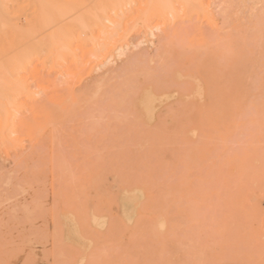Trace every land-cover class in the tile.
Masks as SVG:
<instances>
[{"label":"rangeland","instance_id":"374dc122","mask_svg":"<svg viewBox=\"0 0 264 264\" xmlns=\"http://www.w3.org/2000/svg\"><path fill=\"white\" fill-rule=\"evenodd\" d=\"M193 1L30 62L0 109V264H264V2Z\"/></svg>","mask_w":264,"mask_h":264},{"label":"bare ground","instance_id":"6f19581e","mask_svg":"<svg viewBox=\"0 0 264 264\" xmlns=\"http://www.w3.org/2000/svg\"><path fill=\"white\" fill-rule=\"evenodd\" d=\"M136 1L138 2V0H0V65H1L0 73L2 74V77H3L2 78V80H3L2 86H1L2 96L0 99L1 100L0 109H2L3 113H5L4 111L7 110L6 109V101L9 98L8 96H10L13 92L15 93L16 90H19V88L22 87L21 85L19 87L20 82H22V84L24 82L23 87H25V78L26 77L22 76V74L27 69L28 65L30 64V62L32 60H34V59L35 60H37V59L42 60L43 59L47 63L46 60H49L50 62L57 60L59 53L61 54V53H67L68 52V53H71V55H73V50L76 49V48L72 49V45L74 43V40L75 39L77 40L78 38H80V35H84V33L86 31H91L92 34L94 31H96V33H98L95 36L93 35V38H94L93 43L92 44L90 43V45H92L91 46L92 49L96 50V51L95 50L92 51L93 54H94V52L96 53V54H94L96 56L93 55V57H95V60L98 59L99 57L97 58V56L99 55V53H97L98 52L97 49L98 48L104 49L106 47L104 45L102 46L101 42L102 41L105 42L104 44H106V41H108L107 43H111L112 39L115 37V36H113V34H114L113 32H116V33L119 32V30H117L118 32L113 31V30H116L114 27L118 23L116 20L119 18L121 21H123L122 17L127 19V17L130 15L129 14L130 11L132 13V11L134 10L133 9L134 7H132L133 5L131 6L132 9L128 12L129 15L126 14V11H128L127 9L129 6L127 7L126 11L124 10L125 11L124 14L127 15V16L125 15V17L120 15L121 11L127 5H131L132 3H135ZM191 1H193V0H144V4L142 6H143L144 11L146 12V13L144 12V14H146V15L148 14L149 16L157 15L159 17H163V16H166L167 13H175L176 9L174 8V6L172 7V5H175V4L181 5L182 8L185 9L187 12H192L193 8H195V7L191 3ZM196 1H195V3H196ZM257 1H259V0H257ZM263 2H264V0H263ZM139 3H138V5L140 7L141 5ZM234 3H236V2H234ZM234 3H233V6H235ZM252 3H254V1ZM138 5L137 6L135 5V6L138 7ZM263 5H264V3H263ZM136 7H135V10H136ZM197 8H198V6H197ZM199 8L202 9L201 7H199ZM260 8H263V7H260ZM19 12L25 13V16H26V18H25L26 20L24 22L25 25L23 27H19L18 24L15 22L16 14ZM134 12H136V11H134ZM202 12H204V10ZM240 14H242V13H240ZM135 15H136V13L134 14V16ZM186 15H187V13H186ZM131 16H133V15L131 14ZM131 16H130L129 20L128 19L126 21L124 20V22L131 21L132 20ZM145 17L146 16L144 15V19H145ZM187 17H188V15H187ZM204 17H205V14H204ZM206 18H207V14H206ZM120 20H118V21L121 22ZM124 22L123 23L121 22L122 24L120 23V26L123 24L125 25ZM155 23H157V22H155ZM120 26H118V27H120ZM120 30H122V29H120ZM122 31H120V32H122ZM118 34H116L117 37H118ZM117 37H115V38H117ZM119 37H120V35H119ZM109 39L111 41H109ZM75 43H76V41H75ZM78 44L76 43L75 46H77ZM107 46H109V44ZM102 47H104V48H102ZM81 48H85V47H81ZM87 48H89V45ZM85 49H84V51H85ZM106 49H107V47H106ZM87 51H88V49H86V52ZM101 51H102V53H104L103 52L104 50H101ZM101 51L99 50L100 53H101ZM106 52H108V51L105 50V53ZM88 54L86 56H88ZM90 56H92V55L89 54L88 58ZM93 57L92 58L90 57L89 60H91V59L94 60ZM80 61L82 62V60H80ZM79 64L81 65V63H79ZM83 64H86V62L82 63V67L84 66ZM32 66H33V64H32ZM48 66H50V65H48ZM48 66H47V68L49 69ZM86 66L88 67V62H87ZM68 67H70V66H68ZM71 67H73V66H71ZM82 67L80 66L79 68H82ZM73 69L75 70V67ZM88 69H90V66ZM88 69H87V71H88ZM68 70L70 71V68ZM31 71H32V69H30V72ZM82 71L77 72V73L83 74ZM69 73H71V72H69ZM77 73L76 72L74 73V71H73V74L75 75L74 78L76 77ZM84 74H89V71H88V73L85 72ZM23 77H25V78H23ZM81 77H82V75H81ZM78 78L80 79V77H78ZM78 78H76V79H78ZM22 79H24V81H22ZM25 90H26V88H25ZM122 92L124 93V91H122ZM147 93H149V92L147 91ZM147 93L146 92L144 93L145 96L146 95L148 96ZM155 93H157V92H155ZM152 94H153V92H152ZM152 94H149L148 97L153 96ZM161 95H163V94H161ZM145 96L143 95V97H145ZM89 97H90V95H89ZM19 98H23V97H19ZM151 98H149V99H151ZM153 98H154V96H153ZM157 98H159V97H157ZM166 98H169V97H166ZM146 99L143 98L142 100L146 101ZM149 99H147V100H149ZM16 101H17V99H16ZM140 102H141V100H140ZM20 103L18 102L19 105H20ZM148 103H149V101H148ZM142 106H145V108H146V105H144V103L142 104ZM139 107H141V106L139 105ZM156 110H157V108H156ZM12 111H14V110H12ZM148 112H151V111H148ZM153 113H154V111H153ZM145 114H147V113H145ZM147 117H148V114H147ZM4 118H2V119L6 122V120ZM151 118H149V119H151ZM152 119L154 120V118H152ZM3 124H6V123L3 122ZM2 127H3V125H2Z\"/></svg>","mask_w":264,"mask_h":264}]
</instances>
